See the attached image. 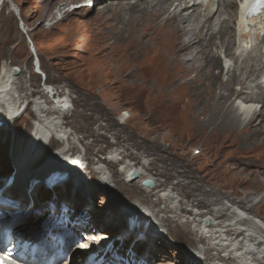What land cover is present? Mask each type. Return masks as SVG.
Here are the masks:
<instances>
[{
	"label": "bare ground",
	"instance_id": "1",
	"mask_svg": "<svg viewBox=\"0 0 264 264\" xmlns=\"http://www.w3.org/2000/svg\"><path fill=\"white\" fill-rule=\"evenodd\" d=\"M5 1H11L12 9L17 10L12 0H0V9ZM63 1L59 11L66 9L64 12L68 15L74 13V10L69 11L67 8L77 0ZM97 1L98 11L85 26L86 30L92 29L95 37L90 50L93 55L91 59L87 58L82 76L86 86L84 91L117 99L124 90L139 95L155 94L168 99L177 95L194 96L198 99L191 108L194 117L192 127L205 133L218 151L229 147L234 149L235 146L245 149L249 146L244 154L253 157L255 154H251V150L259 152L262 149L258 153L262 158L264 43L261 39L264 38V11L257 17L245 20L241 9L243 0ZM87 4L82 3L79 10H83ZM217 68H221V71H216ZM14 70L18 71V68L5 66L0 75V110L1 101H4V112L11 117L24 104L32 101L37 128L43 126L37 136L41 143L47 131L63 137L73 133L74 130L68 129L64 121L66 114L74 109L70 105L75 103L67 87L62 90L46 87L37 93L34 91V95L25 88L23 81L13 75ZM223 74L227 76L224 80ZM84 91L81 93L84 94ZM31 94L34 96L29 99ZM48 102L50 111L44 115L42 111ZM91 103L96 109L98 103ZM62 115L64 118H61ZM129 121L130 116H127L121 126ZM107 128L101 124L95 132L98 135L102 129ZM109 133L114 139L120 137L117 132ZM119 142L112 145L113 158L109 156L112 160L110 162L101 158L91 161L85 154L82 155V151L78 156L59 153L51 160L48 168L33 171V176H24L21 172L23 164L35 157L30 153L31 149L29 153L25 151V154L16 157L13 168L7 173L13 174L12 181L6 187H1L8 175L0 180V196L5 197L1 207L9 206L16 212L12 225L15 226L26 211L41 219V227L48 223L50 217L57 218L56 215L61 212L59 203L70 205L67 202L70 195L54 197L51 201L54 207L45 205L38 190L45 186L43 182L48 177L46 173L53 167L68 164L67 169L72 168L74 174L91 162L104 183L118 184L120 177L116 173L121 172L128 181L139 182L144 192L158 195L155 203L159 204L160 209L155 211V208L144 207V210L139 209L138 212L146 219L157 218L160 214L162 218L158 219V225L154 224L155 229L150 227L145 230L142 222L139 227L129 230L126 222L130 215H126L120 208L115 212H118L116 216L120 217L121 214L126 219L125 222L121 221L123 225L118 223L116 233L111 232L107 226L93 227L94 223H86L88 218L91 219L93 204L86 205L87 195L76 190L77 198L80 196L85 206L75 212H61L70 219L68 223L74 221L69 228L74 231V237L66 238L72 256H83L81 251L88 249L96 252V264H120V258L114 257L116 252L127 258L130 264H264V219L254 214L258 202L264 201V194H260L261 199L258 194L239 198L222 195L218 190L207 189L202 183L200 185L197 176L188 170H180L176 174L177 182L167 184L160 177L167 175L165 172L168 168H155L160 158L146 161L145 156V162L140 161L129 145ZM31 145L34 146L33 143ZM237 153L230 159L239 160ZM115 164H120V171L115 173V170H106V167ZM227 168L228 172L232 170ZM133 174L135 177L130 179ZM259 175L264 178V169L259 171ZM148 179L154 181L152 187L142 185ZM77 183L80 187L81 182ZM22 194L25 195L19 199ZM165 213L169 215H162ZM171 226L176 229L178 227L177 230L190 239V247L194 250L183 251L184 257L177 251L161 253L156 248V244L167 246L158 229L167 227L173 231ZM143 232L144 238L133 235ZM18 235L25 238L24 234ZM148 238L155 243L150 244ZM110 242L112 246L107 249L105 246ZM146 245L158 255L154 253L153 256H147L143 252ZM172 248L173 245L169 244V249ZM155 255L159 261L154 260Z\"/></svg>",
	"mask_w": 264,
	"mask_h": 264
},
{
	"label": "rangeland",
	"instance_id": "2",
	"mask_svg": "<svg viewBox=\"0 0 264 264\" xmlns=\"http://www.w3.org/2000/svg\"><path fill=\"white\" fill-rule=\"evenodd\" d=\"M12 1L17 6L16 11L12 9L11 1H5L0 9V75L3 74L5 66L18 68V73L14 70L13 75L23 81L25 88L34 95L35 92L46 87L62 90L66 86L70 96L75 99V103L70 105V108L74 109L69 111V114L66 112L64 121L67 128L73 129L74 132L63 137L53 131H47L44 142L41 143L37 140V136L43 126L37 128L38 123L32 101L24 104L21 110L11 117L4 112L5 103L1 101L0 180L13 168L14 159L21 154L29 153L30 149V153L35 157L23 164L21 172L25 174L24 176H33V171L48 168L51 160L59 153L78 156L82 151V155L85 154L91 161L101 158L110 162L112 161L109 158L112 155V145L120 141L119 143L123 145H129L130 150L139 156L140 161L145 162L143 160L145 156L146 161L160 158L155 168L163 166L168 168L165 172L167 175L160 177L167 184L177 182L176 174L180 170H188L197 176L200 185L202 183L207 189L218 190L222 195L239 198L248 194H258L260 198L264 194V178L259 175V171L264 169L262 167L264 155L262 158L258 156L262 149L259 152L251 150V154H255L253 157L243 153L249 146L245 149L235 146L234 149L229 147L230 150L226 148L218 151L205 133L198 132L192 127L194 117L191 115V108L198 98L191 95H177L173 99H168L155 94L139 95L124 90L117 99L84 91L83 88L86 86L82 76L86 62L93 55L90 50L95 37L92 29L86 30L85 26L98 11L97 0L91 2L77 0L67 8L69 11H75L70 12V15L64 12L66 9L59 11L63 0ZM84 2L88 4L80 11L79 8ZM39 67H42L45 72ZM216 71H221V68H217ZM222 78L224 80L227 76L223 74ZM82 91L84 94L81 93ZM32 95H29V99H32L34 96ZM91 102L98 103L96 109ZM49 106L48 102L42 114L47 115L50 111ZM127 116H130L129 123L121 126V122ZM61 118H64L63 115ZM101 124L108 128L102 129L99 132L100 135H97L95 130ZM109 131L117 132L119 139L112 138ZM32 143L33 147H31ZM234 153H237L239 160L230 159ZM119 167L120 164H115L113 167H106V170H115L116 173L120 171ZM227 167L232 169L230 173L226 171ZM71 172L73 173L72 168ZM116 175L120 177L118 184L104 183L90 162L84 166L83 170L67 176L62 184H56L50 188L42 186L38 192L43 197L45 205H50L54 197L63 198L62 194L70 195L67 199L70 210H79L84 205L79 195V199L77 198L75 191L85 193L87 195L85 204H93L91 219L88 218L86 223H94L93 227L107 226L111 232L116 233L118 223L121 225V221L125 222L126 219L121 214L120 217L116 216L118 212H115L120 208L130 216L134 213L140 215L139 209L144 210L147 207L155 208V211L160 209L159 204L155 203L158 195L144 192L139 182L128 181L121 172ZM77 181L81 182V189ZM71 190H73L72 193ZM87 192L90 194L89 197ZM24 195L18 198L21 199ZM222 201L225 202V200ZM254 214L264 219V201L258 202ZM162 215L167 217L169 213ZM161 218L160 214L157 218L149 219L144 229L147 230L150 227L155 229V225H158ZM29 219L40 218L26 211L19 217L15 226L18 227L20 222ZM171 227L173 231L167 227L158 229L160 236H163L167 242V246L156 244V248L161 253L177 251L184 257L183 251L194 250L190 247V239L184 233L182 234V231L177 230L178 227L177 229L175 226ZM133 235L139 238L145 237L144 232ZM147 240L152 245L155 243L149 238ZM169 244L173 245L172 249H169ZM149 251L146 245L143 252L147 256L148 254L153 256L155 252ZM155 254L158 255V253ZM154 260L159 261L156 255Z\"/></svg>",
	"mask_w": 264,
	"mask_h": 264
},
{
	"label": "water",
	"instance_id": "3",
	"mask_svg": "<svg viewBox=\"0 0 264 264\" xmlns=\"http://www.w3.org/2000/svg\"><path fill=\"white\" fill-rule=\"evenodd\" d=\"M12 8H14L13 6H12ZM16 11V10H15ZM15 72H17V70H15ZM68 164H64V165H62V166H60V167H53L52 169H50V170H54V169H60V168H68V166H67ZM133 176H135L134 174H133ZM146 184H152V182L150 181V180H146V182H145Z\"/></svg>",
	"mask_w": 264,
	"mask_h": 264
},
{
	"label": "snow or ice",
	"instance_id": "4",
	"mask_svg": "<svg viewBox=\"0 0 264 264\" xmlns=\"http://www.w3.org/2000/svg\"><path fill=\"white\" fill-rule=\"evenodd\" d=\"M0 264H6L2 257H0Z\"/></svg>",
	"mask_w": 264,
	"mask_h": 264
}]
</instances>
